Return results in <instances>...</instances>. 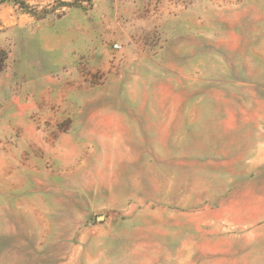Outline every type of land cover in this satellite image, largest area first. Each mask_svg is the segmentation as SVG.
I'll return each instance as SVG.
<instances>
[{
  "label": "rangeland",
  "instance_id": "rangeland-1",
  "mask_svg": "<svg viewBox=\"0 0 264 264\" xmlns=\"http://www.w3.org/2000/svg\"><path fill=\"white\" fill-rule=\"evenodd\" d=\"M0 264H264V0H0Z\"/></svg>",
  "mask_w": 264,
  "mask_h": 264
},
{
  "label": "built area",
  "instance_id": "built-area-1",
  "mask_svg": "<svg viewBox=\"0 0 264 264\" xmlns=\"http://www.w3.org/2000/svg\"><path fill=\"white\" fill-rule=\"evenodd\" d=\"M114 48H117V46H115Z\"/></svg>",
  "mask_w": 264,
  "mask_h": 264
},
{
  "label": "water",
  "instance_id": "water-1",
  "mask_svg": "<svg viewBox=\"0 0 264 264\" xmlns=\"http://www.w3.org/2000/svg\"><path fill=\"white\" fill-rule=\"evenodd\" d=\"M100 219H101V217H100Z\"/></svg>",
  "mask_w": 264,
  "mask_h": 264
}]
</instances>
